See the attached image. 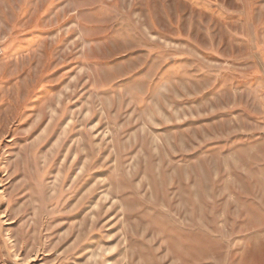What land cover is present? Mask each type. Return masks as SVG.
<instances>
[{
  "label": "rangeland",
  "instance_id": "1",
  "mask_svg": "<svg viewBox=\"0 0 264 264\" xmlns=\"http://www.w3.org/2000/svg\"><path fill=\"white\" fill-rule=\"evenodd\" d=\"M0 264H264V0H0Z\"/></svg>",
  "mask_w": 264,
  "mask_h": 264
}]
</instances>
